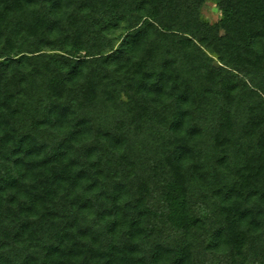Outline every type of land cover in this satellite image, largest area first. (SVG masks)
Returning a JSON list of instances; mask_svg holds the SVG:
<instances>
[{
  "label": "trees",
  "instance_id": "trees-1",
  "mask_svg": "<svg viewBox=\"0 0 264 264\" xmlns=\"http://www.w3.org/2000/svg\"><path fill=\"white\" fill-rule=\"evenodd\" d=\"M0 264H264V0H0Z\"/></svg>",
  "mask_w": 264,
  "mask_h": 264
},
{
  "label": "rangeland",
  "instance_id": "rangeland-1",
  "mask_svg": "<svg viewBox=\"0 0 264 264\" xmlns=\"http://www.w3.org/2000/svg\"><path fill=\"white\" fill-rule=\"evenodd\" d=\"M202 13L204 17L209 20L211 23H215L219 20L220 18V11L218 8L212 4L211 2H207L204 4L202 8Z\"/></svg>",
  "mask_w": 264,
  "mask_h": 264
}]
</instances>
